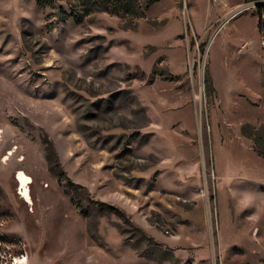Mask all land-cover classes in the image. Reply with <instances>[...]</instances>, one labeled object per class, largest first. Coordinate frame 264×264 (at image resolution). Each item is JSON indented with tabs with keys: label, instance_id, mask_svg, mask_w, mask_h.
<instances>
[{
	"label": "rangeland",
	"instance_id": "1",
	"mask_svg": "<svg viewBox=\"0 0 264 264\" xmlns=\"http://www.w3.org/2000/svg\"><path fill=\"white\" fill-rule=\"evenodd\" d=\"M257 1L0 0V264H264Z\"/></svg>",
	"mask_w": 264,
	"mask_h": 264
},
{
	"label": "bare ground",
	"instance_id": "2",
	"mask_svg": "<svg viewBox=\"0 0 264 264\" xmlns=\"http://www.w3.org/2000/svg\"><path fill=\"white\" fill-rule=\"evenodd\" d=\"M237 16H239V14L233 16L231 18V20L236 18ZM196 99H197V97H196ZM1 136H2V130H0V138H1ZM11 155H13V151L9 150V152H7V154L4 156L3 161H7ZM15 175H16V181L18 182V184L20 186L19 194L21 195L24 202H26L30 205H33V198H32L31 189H30V185L34 182L33 178L31 176H29L22 169L17 170Z\"/></svg>",
	"mask_w": 264,
	"mask_h": 264
},
{
	"label": "built area",
	"instance_id": "3",
	"mask_svg": "<svg viewBox=\"0 0 264 264\" xmlns=\"http://www.w3.org/2000/svg\"><path fill=\"white\" fill-rule=\"evenodd\" d=\"M258 6L262 7V16L260 18L259 30H260V45L264 53V0H259L257 1L256 4L253 5L254 8H257Z\"/></svg>",
	"mask_w": 264,
	"mask_h": 264
},
{
	"label": "trees",
	"instance_id": "4",
	"mask_svg": "<svg viewBox=\"0 0 264 264\" xmlns=\"http://www.w3.org/2000/svg\"><path fill=\"white\" fill-rule=\"evenodd\" d=\"M248 1L250 3V2L257 1V0H248ZM108 2H110V0H108ZM257 8H258V14L260 15V18H261V16H262V7L258 6ZM101 204L104 205L103 203H101ZM110 208L112 209L113 207H110Z\"/></svg>",
	"mask_w": 264,
	"mask_h": 264
}]
</instances>
